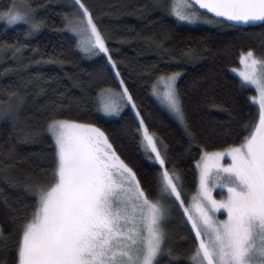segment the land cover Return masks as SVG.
Returning a JSON list of instances; mask_svg holds the SVG:
<instances>
[{
	"label": "snow or ice",
	"instance_id": "6c2138e0",
	"mask_svg": "<svg viewBox=\"0 0 264 264\" xmlns=\"http://www.w3.org/2000/svg\"><path fill=\"white\" fill-rule=\"evenodd\" d=\"M73 4L71 14H64V28L80 37L77 47L85 55L103 54V67L113 73L119 85L118 89H100L97 111L118 116L130 106L141 143L146 151L150 149L149 159L158 162L159 171L154 188L146 187L121 158L104 128L68 118L64 113L71 110V103L53 102L42 129L50 138L52 151L39 158L47 167L41 169V177L24 182L27 203L4 201L7 228L0 222V241L14 239L11 262L0 257V264H180L182 258L185 264H264V53L258 55L249 48L239 57L243 65L238 71L241 89L254 86L257 93L249 97L257 109L256 117L228 130L238 143L214 151L201 145L200 158L195 161L198 184L186 200L181 173L167 166V145L145 124L108 38L85 0H73ZM158 6L183 22L198 21L201 10H207L221 23H264V0H166ZM0 20L7 25L27 24L29 33L42 27L29 0H10L0 9ZM260 35L264 37V32ZM23 47L0 45V51L7 54L11 50L16 57ZM179 76V72L158 76L152 91L185 126L191 151L195 135L177 89ZM24 102L21 93L7 92L6 98L0 99V119L16 120ZM76 108L79 110L78 104ZM39 132L22 127L17 138L30 142ZM13 151L14 146L8 155ZM226 155L230 162L225 164ZM0 165L6 172L8 165ZM218 184L222 189L219 199L213 195ZM173 206L192 234L186 255L171 243L166 229ZM221 209L226 212L224 219L217 215Z\"/></svg>",
	"mask_w": 264,
	"mask_h": 264
},
{
	"label": "trees",
	"instance_id": "16d2710c",
	"mask_svg": "<svg viewBox=\"0 0 264 264\" xmlns=\"http://www.w3.org/2000/svg\"><path fill=\"white\" fill-rule=\"evenodd\" d=\"M22 2V0H18ZM35 18L42 21L37 32L28 25L0 23V45L21 48L0 51V99L9 91L19 92L25 102L16 120L0 119V222L7 228L8 208L4 204L25 203L24 182L43 174L47 162L42 153H51L49 136L42 131L53 102L70 104L64 115L96 123L109 134L114 147L137 172L146 187L154 188L159 165L144 151L139 127L132 109L125 108L116 117H105L96 109L101 88L118 89L113 73L103 66V55L84 56L70 30L63 26L64 14L73 10V0H29ZM166 0H85L117 60L121 75L131 91L149 131L167 145L168 167L179 170L187 199L198 183L195 161L201 145L208 151L226 149L238 143L229 134L242 120H252L257 109L249 97L256 94L252 86L241 89L240 78L233 69L240 65V54L249 48L259 55L264 23L256 26L189 25L173 19L158 6ZM10 0H0V9ZM192 52L193 55H186ZM36 61H39L38 63ZM179 72L177 89L183 103L188 126L195 135L191 151L185 126H181L155 100L152 87L158 76ZM79 105L77 110L76 105ZM40 130L30 142L18 139L20 128ZM14 151L8 155V149ZM7 177L17 181L13 185ZM180 220V219H179ZM171 243L184 253L191 247L188 225L180 224ZM13 239L0 241V257L12 260ZM180 264H185L181 259Z\"/></svg>",
	"mask_w": 264,
	"mask_h": 264
},
{
	"label": "rangeland",
	"instance_id": "374dc122",
	"mask_svg": "<svg viewBox=\"0 0 264 264\" xmlns=\"http://www.w3.org/2000/svg\"><path fill=\"white\" fill-rule=\"evenodd\" d=\"M167 2H170V0H167ZM74 7L75 6H73V10H74ZM72 10V11H73ZM71 11V12H72ZM169 13V12H168ZM169 15L173 18V19H175L176 20V18L173 16V15H171L170 13H169ZM200 15H201V19L200 20H198V21H195V22H183V21H177V22H180V23H182V24H189V25H205V26H213V25H217V24H219L218 23V20H213L212 19V17L211 16H208V15H206V14H204V13H202V12H200ZM212 21V22H209V21ZM1 22H4V21H2V20H0V23ZM71 32V31H70ZM72 33V32H71ZM73 34V33H72ZM74 35V34H73ZM74 37L76 38V41H77V43H78V41L80 40V37H78V36H75L74 35ZM87 37H86V35H85V37H84V39H86ZM78 49H79V51L84 55V56H86V57H88V58H94V57H96V56H91V57H89V56H87V55H85L82 51H81V49L78 47ZM101 55H103V54H101ZM239 70H243V65L240 63V65L238 66V67H236V68H234L233 69V72L239 77V75H238V71ZM170 74V73H169ZM178 79H179V77L177 78V81H178ZM157 80V79H156ZM155 83H156V81H155ZM177 83V82H176ZM162 87V86H161ZM253 88H254V86H252ZM153 88V87H152ZM152 94H153V97L155 98V100L160 104V106L161 107H163L166 111H168L170 114H171V116L181 125V126H184L183 124H181L177 119H176V117L174 116V114L173 113H171L170 111H169V109L161 102V100H160V98L159 97H157L156 95H154V93H153V91H152ZM257 94V93H256ZM255 94V95H256ZM129 108H130V106H129ZM125 109V108H124ZM123 109V110H124ZM131 109V108H130ZM133 111V110H132ZM122 112V111H121ZM134 112V111H133ZM101 113V112H100ZM103 116H105V117H116L117 115H105V114H103V113H101ZM139 135L141 136V134H140V132H139ZM143 146V145H142ZM143 149H144V151L147 153V155H148V152L150 151V149H148L147 151H146V149H145V147L143 146ZM221 150V149H220ZM154 155V154H153ZM151 160V159H150ZM152 161H154V160H152ZM154 162H156V161H154ZM230 162V158L226 155L224 158H223V160H222V163H229ZM157 164H158V162H156ZM198 176H199V173H198V170H197V179H198ZM198 184V183H197ZM226 191V190H225ZM221 192H222V189H221V187L219 186V184L213 189V195L214 196H216L217 197V199H219L220 198V195H221ZM190 197L191 196H189L186 200H188V199H190ZM173 208H174V210L172 211V213H171V215L169 216V218H168V222H167V224H166V229H167V232H168V234H169V238H170V241H172L173 239H174V233H176V229H177V227H178V224H179V221H181L180 222V224H182V221H183V217H181V215H180V213H179V211L178 210H175V207L173 206ZM217 215L219 216V218L220 219H224L225 218V215H226V212H225V210H223V209H221L220 210V212H218L217 213ZM180 219V220H179Z\"/></svg>",
	"mask_w": 264,
	"mask_h": 264
},
{
	"label": "water",
	"instance_id": "95a60500",
	"mask_svg": "<svg viewBox=\"0 0 264 264\" xmlns=\"http://www.w3.org/2000/svg\"><path fill=\"white\" fill-rule=\"evenodd\" d=\"M201 12L204 13V14H206V15H208V16H211V17H213V15H214V14L207 13V10H201ZM227 24L228 25H231V26L247 27L246 25H237V24H234V23H227ZM259 24H262V23H260V22H257L256 23V25H259Z\"/></svg>",
	"mask_w": 264,
	"mask_h": 264
}]
</instances>
